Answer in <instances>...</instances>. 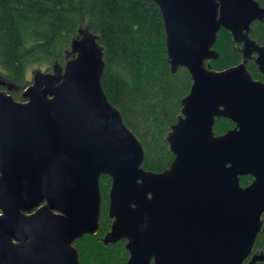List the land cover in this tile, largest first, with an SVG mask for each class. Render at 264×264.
Here are the masks:
<instances>
[{
	"label": "water",
	"instance_id": "1",
	"mask_svg": "<svg viewBox=\"0 0 264 264\" xmlns=\"http://www.w3.org/2000/svg\"><path fill=\"white\" fill-rule=\"evenodd\" d=\"M153 1L171 71L182 66L192 78L166 135L172 162L160 172L142 167L141 142L103 91L97 35L78 29L64 65L32 71L22 100L0 89V264H80L74 243L99 229L104 174L112 222L103 242L125 239V264H243L264 230V82L246 59L222 70L208 63L223 28L245 58L257 51L264 75V48L248 36L264 7ZM216 117L236 125L215 135ZM256 259L264 253L247 264Z\"/></svg>",
	"mask_w": 264,
	"mask_h": 264
},
{
	"label": "trees",
	"instance_id": "2",
	"mask_svg": "<svg viewBox=\"0 0 264 264\" xmlns=\"http://www.w3.org/2000/svg\"><path fill=\"white\" fill-rule=\"evenodd\" d=\"M256 1L264 7V0ZM80 24L97 35L103 48L101 85L143 146L142 167L165 170L173 160L166 135L177 121L192 78L185 67L171 71L162 15L153 0H0V89L22 100L29 70L64 65ZM250 33L264 44V22H254ZM234 44L229 31L221 28L213 45L218 57L208 60L210 68L222 70L243 61ZM246 67L255 77L254 64L249 61ZM231 125L230 120L216 119L213 132L219 135ZM249 181L248 175L239 179L242 185ZM110 185L111 177L101 175L99 229L74 243L80 264H125L129 257L125 239L103 242L112 222ZM263 244L260 231L255 246Z\"/></svg>",
	"mask_w": 264,
	"mask_h": 264
},
{
	"label": "flooded vegetation",
	"instance_id": "3",
	"mask_svg": "<svg viewBox=\"0 0 264 264\" xmlns=\"http://www.w3.org/2000/svg\"><path fill=\"white\" fill-rule=\"evenodd\" d=\"M260 5V4H259ZM261 6V5H260ZM261 7H263V6H261ZM256 21H259V20H255V21H253L252 23H251V25H250V29H251V26L253 25V23L254 22H256ZM259 22H264V20H262V21H259ZM230 33V32H229ZM230 35H231V33H230ZM248 36H249V38L251 39V40H253V42L255 43V44H257L259 47H262V48H264V44L263 43H260V42H258L257 41V39H255L252 35H251V33H250V31L248 32ZM231 39L234 41V45L233 46H235V48L237 49V50H240L241 49V53H242V55H244V53H243V43L242 42H235V40L233 39V37H232V35H231ZM244 57V56H243ZM252 57H253V59H252ZM258 57V53H257V51H254L252 48L250 49V51H249V56L247 57V58H243V60L244 59H246L245 60V66H246V64L250 61V62H252V64H254V66L256 67V69H257V72L255 73V77H253L251 74V76L254 78V79H257V80H260V81H262V82H264V75L262 74V72L259 70V68H258V65L256 64V58ZM242 62V61H241ZM41 69V72H43V68H40ZM246 69H247V67H246ZM248 70V69H247ZM45 72H47V71H51V69H45L44 70ZM249 72V71H248ZM27 82H28V85L29 84H31V83H33L34 82V74L31 72V77H30V79H27ZM219 118H224V119H227V120H230L231 121V123H232V125H231V127H229V129H227V130H230V129H232V128H234L235 127V125H236V123L235 122H233L231 119H229V118H226V117H216L215 118V120L216 119H219ZM214 125V124H213ZM226 130V131H227ZM226 131H224L223 133H225ZM223 133H221V134H223ZM220 135V134H219ZM248 175V177L250 178V181H249V183L248 184H246V185H242V184H240L241 186H243V187H245V186H247V185H249L251 182H252V180H253V177L251 176V175H249V174H247ZM242 176H246V175H242ZM242 176H240V177H242ZM240 177H239V179H240ZM240 183V182H239ZM262 218H263V220H264V213H263V215H262ZM260 231H264V230H260ZM264 253V244H263V246L262 247H256L255 246V244L253 245V248H252V250H251V252L249 253V255L244 259V261H243V264H247L251 259H252V257L253 256H259L261 253ZM255 264H264V259H256L255 260Z\"/></svg>",
	"mask_w": 264,
	"mask_h": 264
},
{
	"label": "rangeland",
	"instance_id": "4",
	"mask_svg": "<svg viewBox=\"0 0 264 264\" xmlns=\"http://www.w3.org/2000/svg\"><path fill=\"white\" fill-rule=\"evenodd\" d=\"M84 28V26L83 25H79V30H81V29H83ZM69 56V55H68ZM67 56V57H68ZM39 67L38 66H34V67H32L30 70H29V72H28V74H27V79H30V77H31V72L32 71H35V70H37ZM40 68H43L44 69V65L43 66H40ZM31 71V72H30Z\"/></svg>",
	"mask_w": 264,
	"mask_h": 264
}]
</instances>
